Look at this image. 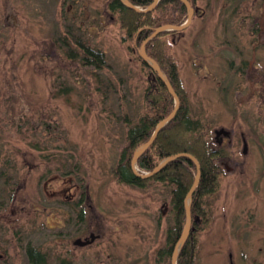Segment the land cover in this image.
I'll return each mask as SVG.
<instances>
[{"label": "rangeland", "instance_id": "obj_1", "mask_svg": "<svg viewBox=\"0 0 264 264\" xmlns=\"http://www.w3.org/2000/svg\"><path fill=\"white\" fill-rule=\"evenodd\" d=\"M108 2L0 0V264H24L28 244L49 264H155L173 221L168 187L114 179L148 77ZM196 10L167 36L169 54L209 137H230L195 264H264V0H198ZM81 45L104 68L85 69ZM90 234L93 244L73 246Z\"/></svg>", "mask_w": 264, "mask_h": 264}, {"label": "trees", "instance_id": "obj_2", "mask_svg": "<svg viewBox=\"0 0 264 264\" xmlns=\"http://www.w3.org/2000/svg\"><path fill=\"white\" fill-rule=\"evenodd\" d=\"M128 1L133 6L145 10L154 0ZM187 1L193 8L195 16L198 0ZM107 10L115 18L123 34L122 41L126 43L128 54L139 64L141 72L148 77L144 95L145 111L128 128L124 145L113 169V175L117 184L130 186L137 190H145L156 183L169 188L168 215H172L173 221L164 232L163 242L154 251V262L155 264H170L174 246L185 224L184 199L193 184L196 167L190 159L179 157L169 162L153 177L140 179L132 172L130 162L134 151L149 140L155 126L167 117L174 107L172 96L156 73L139 57L138 50L156 28L183 24L187 18V11L179 0H161L153 10L146 13H136L126 8L120 0H109ZM175 33L180 32L161 33L145 44L147 56L159 65L176 93L179 108L175 117L160 130L152 145L139 157L136 166L140 171L151 172L163 159L182 153L189 154L197 160L200 167V180L191 197V230L177 259V264H195L198 236L209 226L211 208L220 187L222 173L218 159L225 153L222 143H218L215 139V132H213L214 138L212 134L209 137L208 128L203 122L204 114L201 112L195 116L191 109L190 99L182 85L178 66L169 54L167 36ZM73 51L76 53L75 50ZM79 53H81V65L85 69L101 70L104 68L105 60L100 52L89 46L81 45ZM80 190L85 191L82 185ZM84 197L82 192L80 200L76 202V205L80 207V214L84 210L81 206ZM91 235L93 234L87 238ZM74 242L73 246L81 247L75 245ZM24 264H49V259L45 253L28 244L25 248ZM57 264H72V262L62 259Z\"/></svg>", "mask_w": 264, "mask_h": 264}, {"label": "water", "instance_id": "obj_3", "mask_svg": "<svg viewBox=\"0 0 264 264\" xmlns=\"http://www.w3.org/2000/svg\"><path fill=\"white\" fill-rule=\"evenodd\" d=\"M120 1L126 8H128V9H130L136 13H146V12L153 10L155 8V6L158 4V2L161 0H154L152 2V4L145 10H142L136 6H133L128 0H120ZM179 1L182 2V4L185 6L186 11H187V19L185 20V22L183 24H181L180 26L164 25V26H160V27L156 28L154 30V32L143 42L142 46L138 50L139 57L146 63L147 66H149L156 73L157 77L162 81V83L166 87L168 93L172 96L174 107H173L172 112L155 126V129L153 130L149 140L145 144L141 145L140 147H138L134 151L132 158H131V162H130L132 172L134 173V175L136 177H138L140 179H149V178L153 177L158 172H160L169 162L174 161L175 159H177L179 157H186V158L190 159L196 167V174L194 177L193 184H192L191 188L189 189V191L186 194L185 199H184L185 224H184L182 232H181V234H180V236H179V238H178V240L174 246L170 264H177L179 252H180L182 246L184 245V243H185V241L189 235V232L191 230V213H190L191 197H192V194L195 191V189L198 187L199 180H200L199 164L194 157H192L189 154H185V153L170 156V157L163 159L151 172H146L144 174L136 173V170H137L136 164H137V160L139 159V157L155 141L160 130L163 129L175 117V115L178 111V108H179L178 97H177L176 93L174 92L173 88L171 87L170 83L168 82L167 78L165 77V75L160 70L159 65L154 60L149 58L145 52V44L148 41H150L151 39H153L154 37H156L157 35L164 33V32H171V31L181 32V31L185 30L191 24L192 18L194 16L193 8L190 6V4L187 0H179ZM221 137L229 138L230 133L228 131L223 130V129L215 132V139L218 143L221 142ZM245 152H246V145L244 142L243 143V154H245ZM225 167L228 170L226 165H225ZM96 238H97V236L91 235L90 238H86L83 241L80 239L76 240L74 242V244L79 245L81 247L88 246L91 243H93Z\"/></svg>", "mask_w": 264, "mask_h": 264}]
</instances>
